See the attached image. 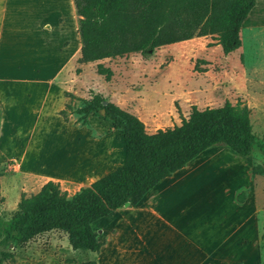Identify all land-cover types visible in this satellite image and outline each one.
Listing matches in <instances>:
<instances>
[{
  "label": "crops",
  "instance_id": "0c3cea01",
  "mask_svg": "<svg viewBox=\"0 0 264 264\" xmlns=\"http://www.w3.org/2000/svg\"><path fill=\"white\" fill-rule=\"evenodd\" d=\"M78 19L73 0H0V161L8 164V171L10 168L14 169L11 172L19 171L9 184L16 188V203L21 193H36L48 181L75 193L124 161L121 133L111 122L112 127L104 130L106 118L89 116L87 124L81 125L71 119L64 121L58 114L69 102L65 92L71 89L64 82L66 77L72 81L79 78L83 70L77 73L76 69L85 64L78 63L81 56ZM54 86H59L57 100L50 92ZM105 97L124 109L114 92ZM247 102L251 109L248 98ZM124 110L134 114L127 108ZM261 115L264 120V111ZM9 121H12L10 130L5 128ZM15 135L20 137L18 142ZM223 148L216 145L206 149L158 182L137 204L123 205L102 217L104 223L99 225L102 246L97 263L133 264L134 256L129 261L123 258L127 254L124 247L128 241L136 240L146 246L145 252L137 253L140 257L143 254L150 264H197L200 252L205 255L202 264H209L213 259L211 249L201 248L197 241L203 223L204 194L195 184L202 169L212 168L217 174L224 166ZM5 171L0 169V181ZM240 191L234 188L230 195L226 192L230 206L224 193L221 206L215 194L207 195L217 201L216 205L207 206L216 228L212 241L220 240L224 246L235 247L258 239L260 230L250 238L246 223L258 220L259 207L244 215L240 207L251 199L249 193L239 201ZM0 194L5 198L1 184ZM239 259L232 258L224 264Z\"/></svg>",
  "mask_w": 264,
  "mask_h": 264
},
{
  "label": "trees",
  "instance_id": "16d2710c",
  "mask_svg": "<svg viewBox=\"0 0 264 264\" xmlns=\"http://www.w3.org/2000/svg\"><path fill=\"white\" fill-rule=\"evenodd\" d=\"M73 3L79 16L78 63H89L132 52L143 53L209 33H216L222 52L229 54L241 46L240 30L256 0H73ZM96 71L106 81L111 79L112 70L102 63L96 64ZM65 96L74 98L67 91ZM104 100L95 93L78 109L66 103L58 114L68 121L69 113H81L76 122L86 125L89 113L104 109V117L123 138V163L72 195L53 181L43 184L36 193H21L10 218L5 220L0 214V256H10L4 250L9 245L22 246L52 230L65 232L73 250L98 253L102 242L93 222L127 202L137 204L158 182L206 149L223 145L238 155L249 156L255 146L264 148V142L256 139L250 109L244 103L225 101L220 106L203 109L192 105L180 124L148 132L136 115L110 101L103 104ZM256 173L263 171L253 166L252 174ZM238 200L243 201L239 196ZM80 264L98 263L84 258Z\"/></svg>",
  "mask_w": 264,
  "mask_h": 264
},
{
  "label": "rangeland",
  "instance_id": "374dc122",
  "mask_svg": "<svg viewBox=\"0 0 264 264\" xmlns=\"http://www.w3.org/2000/svg\"><path fill=\"white\" fill-rule=\"evenodd\" d=\"M240 37L241 46L229 54L222 52L216 33H209L195 35L187 41L164 45L143 53L132 52L85 63L82 68H77V73L83 70L79 78L72 81L69 77L66 80L64 76L66 86L71 89L68 92L74 95V98L68 97V103L78 109L84 105V100L90 99L95 93L101 94L108 101L105 95L109 98L114 92L121 106L134 112L143 121L148 132H154L180 124L181 118L188 116L192 105L203 109L220 106L229 101L232 104L239 102L248 106V98L252 107V130L256 139L264 142V120L261 118V112L264 111V0H257L249 19L241 27ZM97 63L112 70L109 81L97 73ZM58 91L59 86L52 87L50 91L56 100L59 98ZM80 116L81 113H69V119L75 122ZM89 116L102 119L104 114L101 111L89 113L87 122ZM52 121L54 123V117ZM11 124L12 121L7 122L5 128L10 130ZM111 127L110 121L106 119L102 128L108 130ZM107 134L112 137L108 132ZM19 138L15 135L17 142ZM223 147L222 159L225 164L218 169L217 174L213 173L212 168L211 171L204 168L197 173L195 185L204 194L201 200L203 223L202 228L198 229V244L201 248L211 249L210 255L213 259L208 261L209 264H224L232 258H240L232 264L264 263V148L255 146L251 155L241 156L229 147ZM0 164V169L6 170L0 181L5 196L4 198L0 194V214L7 220L17 206L16 188L9 184L19 175V171L11 172L14 169L10 168L9 172L7 163L0 161ZM253 166L259 167L263 174H252ZM198 169L201 170V166ZM247 187L250 189H246ZM234 188L241 189L238 193L241 199L247 198L250 193L249 203L239 206L244 215L251 213L254 207H259L256 216L258 220L250 219L246 223L247 236L254 238L256 232L260 231L258 239L253 243L228 247L220 240L212 241L211 235L212 232L215 234L216 228L210 221L211 215L207 206L216 205L217 201L221 206L222 200H225L224 194L227 192L230 195ZM65 191L68 195L74 194L72 191ZM209 194H215L217 201L213 197L209 198ZM228 198L226 195L230 206ZM103 221L102 218L98 219L93 226L98 232L99 241V225ZM124 248L127 251L123 257L125 260H132L134 256L133 264H150L143 258V254L140 257L137 253L139 250L145 252V245L131 240ZM4 250L10 256H0V264H80L84 258L96 260L100 252L84 253L73 250L68 243L67 234L60 230L39 234L22 246L9 245ZM200 253L197 264H202L205 259V255ZM129 264L132 263L129 261Z\"/></svg>",
  "mask_w": 264,
  "mask_h": 264
},
{
  "label": "water",
  "instance_id": "95a60500",
  "mask_svg": "<svg viewBox=\"0 0 264 264\" xmlns=\"http://www.w3.org/2000/svg\"><path fill=\"white\" fill-rule=\"evenodd\" d=\"M102 103H103V104H106V103H107V101H105V100H104V101H102ZM101 112L104 114V109H102V110H101ZM128 204H129L128 202H127V203H125V205H128Z\"/></svg>",
  "mask_w": 264,
  "mask_h": 264
}]
</instances>
